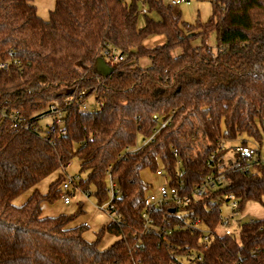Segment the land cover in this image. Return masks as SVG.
Listing matches in <instances>:
<instances>
[{"label":"trees","instance_id":"16d2710c","mask_svg":"<svg viewBox=\"0 0 264 264\" xmlns=\"http://www.w3.org/2000/svg\"><path fill=\"white\" fill-rule=\"evenodd\" d=\"M139 1L56 0L44 20L32 0H0V62L11 67L0 70V264H264V219L239 222L232 235L217 233L226 196L239 199L242 213L251 202L264 205V165L256 173H227L226 186L178 208L187 215L154 210L149 233L141 220L150 191L142 171L163 168L173 187L183 184L189 193L216 173L209 162L222 143H262L264 0H214L211 18L196 25L162 0H141L142 27ZM213 32L216 52L208 45ZM152 36L166 43L146 47ZM194 37L201 46H192ZM112 52L124 57L114 69L107 62ZM84 89L96 111L66 105ZM52 104L66 113L65 136L46 135L38 122L36 131L14 129L2 117L17 111L30 121ZM156 116L170 124L138 150L159 129ZM76 158L86 174L80 189L99 205L109 201V178L119 190L120 225L109 223L92 243L84 238L88 226L75 224L81 207L71 216H43V204L61 198L64 175L46 194L37 188ZM196 216L213 234L207 242L200 229L178 228L182 217ZM106 232L118 240L101 250Z\"/></svg>","mask_w":264,"mask_h":264},{"label":"built area","instance_id":"2783aa9c","mask_svg":"<svg viewBox=\"0 0 264 264\" xmlns=\"http://www.w3.org/2000/svg\"><path fill=\"white\" fill-rule=\"evenodd\" d=\"M188 0H174L172 2L173 5H182L188 3ZM108 66L112 69L115 68L116 64L122 62L124 57L119 55L117 52H112L108 55ZM17 63V62H15ZM0 70L5 71L6 73H10L11 67L9 62H0ZM90 99L93 100L94 104L90 103ZM75 102L80 103L81 110L83 111H96L97 103L93 95L86 89L82 91H76L67 101L66 105H72ZM65 111L59 108L58 105L52 104L42 113L35 115L30 121H26L19 112H6L4 111L2 117L10 121L12 127L14 129H22L26 131L35 130L34 124L36 122L40 123L41 120L52 117L53 123L45 128V134H52L54 132H58L60 135L65 136L67 134V130L65 128ZM155 120L160 123L159 129L155 132V134L148 140L143 141L142 145L139 149L144 146H147L154 139L155 135L158 132L165 128L170 124V119L162 120L159 117H155ZM230 142L222 143L221 148L217 150L211 156V161L209 162V167L213 170H217L216 173H212L208 175L205 180L199 184L195 185L189 193L184 192V185H180V187H173L171 182L173 178L163 169L160 168L156 174L165 178V184L162 185L157 193H153L150 189L148 194L145 196L143 200V211L141 213V220L143 224L144 233H149L154 228V219L152 217V212L156 209L161 208H169V211L172 214L178 213V215H187V212L180 211L178 208H185L191 205L194 201L203 200L208 196V193H213L218 191L220 188L226 186L227 180L226 175L232 171H242L246 173H256L257 165H264V160L262 158V152L259 148L252 147L250 145L242 146H229ZM220 152H226L225 154L218 157ZM175 156L178 157V151L175 150ZM66 172V169H62ZM64 175V182L61 186V199L65 205H70L72 203L73 197L76 195V192L83 193L87 198L89 196L80 189L81 176H69L67 174ZM182 175L181 170L176 174L177 178H180ZM108 194L109 201H107L103 205H97L96 209L100 212L108 214L111 219L112 224L120 225L121 223V214L119 209L116 207L115 199L119 194V190L117 188L116 183L109 178L108 181ZM225 203L229 205L231 210V218L235 220L239 218L242 212L240 211V202L239 199L235 195H228L225 197ZM224 203V204H225ZM185 224H180L179 229H190L193 231L202 230L204 233V241H209L213 234L207 228L205 229L202 219L199 216L192 218H184ZM228 219V220H227ZM231 229L230 218L223 219L221 223V227L224 228V232L220 233L219 230L217 233L219 235H232L238 229ZM241 223V222H240ZM87 226V225H86ZM219 228V229H220ZM236 233V232H235Z\"/></svg>","mask_w":264,"mask_h":264},{"label":"rangeland","instance_id":"374dc122","mask_svg":"<svg viewBox=\"0 0 264 264\" xmlns=\"http://www.w3.org/2000/svg\"><path fill=\"white\" fill-rule=\"evenodd\" d=\"M127 3H130L131 0H125ZM164 4L172 6L174 14H180L183 21L188 24L196 25L197 23H206L212 16L213 12V2L214 0H188V3L182 5H173L172 2L174 0H162ZM32 4L37 7L38 15L44 20H49L50 14L55 9L56 0H32ZM140 8V17H139V26L144 25V14L147 12V7L139 1ZM152 18L158 19L156 14H151ZM164 36H152L145 41V46L148 48H154L157 45H164L166 43V38ZM202 39L201 37H194L192 40L193 47L201 46ZM208 45L213 49L214 52L217 50V34L215 32L210 34L208 39ZM141 65L144 67L150 66L149 60H143ZM93 100L90 99V103ZM99 109V105H97ZM53 123L52 117H47L40 121L41 127L45 130V128ZM264 135V132H263ZM250 146L259 148L262 152V158L264 160V136L261 144L256 143L253 140L247 139ZM141 144V141H139ZM138 143V144H139ZM239 142H231L229 146H236ZM67 174L69 176H81V178H85L86 174L80 173V161L76 158L74 159L70 165L66 168V172L62 169L57 173H54L47 179H45L42 183L38 185V190L46 194L49 190L50 185L55 182L60 175ZM142 181L148 185L153 193H157L159 188L165 184V178L157 175L155 172L150 169H146L141 173ZM34 189L30 190L28 193L19 197L15 200V205L21 206L29 199V196L32 194ZM61 197V196H60ZM264 201V199H263ZM99 205V201L91 196L87 198L83 193L76 192V195L72 199V203L70 205H65L60 198L53 204L45 203L43 204V216L44 217H57L60 215L71 216L76 214L80 207L82 208V212L79 215V218L75 221L77 225H87L88 228L84 233V238L88 242H95L99 237L98 233L106 228L111 222L108 214L100 212L96 209V206ZM222 215L225 218H230L231 229L237 228V220L241 223L252 221V220H263L264 219V205L261 203L251 202L247 204L246 209L240 215L239 218L233 220L231 218V210L228 204H223L222 206ZM228 220V219H227ZM219 232H224V228L221 227ZM238 233V231H235ZM117 237L108 234L107 232L100 239L99 248L101 250L106 249L112 246L115 242H117Z\"/></svg>","mask_w":264,"mask_h":264},{"label":"crops","instance_id":"0c3cea01","mask_svg":"<svg viewBox=\"0 0 264 264\" xmlns=\"http://www.w3.org/2000/svg\"><path fill=\"white\" fill-rule=\"evenodd\" d=\"M163 38H164V37H163ZM157 46H158V45H157ZM99 66H101L102 69H105V64H104L103 61H101V62L99 63Z\"/></svg>","mask_w":264,"mask_h":264},{"label":"water","instance_id":"95a60500","mask_svg":"<svg viewBox=\"0 0 264 264\" xmlns=\"http://www.w3.org/2000/svg\"><path fill=\"white\" fill-rule=\"evenodd\" d=\"M105 69H106V67H105Z\"/></svg>","mask_w":264,"mask_h":264}]
</instances>
